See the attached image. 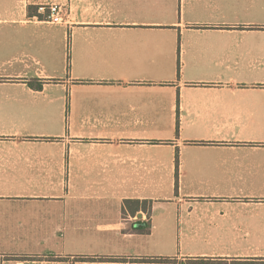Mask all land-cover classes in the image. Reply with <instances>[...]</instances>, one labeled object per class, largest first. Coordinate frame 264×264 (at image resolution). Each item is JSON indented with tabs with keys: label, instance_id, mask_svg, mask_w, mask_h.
Segmentation results:
<instances>
[{
	"label": "crops",
	"instance_id": "1",
	"mask_svg": "<svg viewBox=\"0 0 264 264\" xmlns=\"http://www.w3.org/2000/svg\"><path fill=\"white\" fill-rule=\"evenodd\" d=\"M42 1L0 0V264H264V0Z\"/></svg>",
	"mask_w": 264,
	"mask_h": 264
},
{
	"label": "rangeland",
	"instance_id": "2",
	"mask_svg": "<svg viewBox=\"0 0 264 264\" xmlns=\"http://www.w3.org/2000/svg\"><path fill=\"white\" fill-rule=\"evenodd\" d=\"M57 1V0H56ZM50 1H45V2H41L42 3H48ZM58 2H61L58 0ZM64 3V2H61ZM67 7V6H66ZM68 45V43H67ZM2 46H0V60L8 58V57H12L14 54H5V50H4V54H2ZM64 51H65V57L66 59H69V47H65L64 48V42H62L61 40V36L57 35V42H56V54H57V59H56V66H57V77H67V75L65 74L66 71L64 70V63L62 62V60H64ZM67 59V60H68ZM66 70L69 69V65L66 64ZM70 100V92L69 91H56L55 93V104L57 105H62L64 103H69ZM149 136L151 137H159L161 134H163V132L157 131V130H149L148 131ZM177 135V134H175ZM165 151V149H162Z\"/></svg>",
	"mask_w": 264,
	"mask_h": 264
},
{
	"label": "built area",
	"instance_id": "3",
	"mask_svg": "<svg viewBox=\"0 0 264 264\" xmlns=\"http://www.w3.org/2000/svg\"><path fill=\"white\" fill-rule=\"evenodd\" d=\"M66 5L58 1H50L48 3L39 4L37 7V14L35 18L46 19L48 22L54 24H63L66 19ZM42 16V17H40Z\"/></svg>",
	"mask_w": 264,
	"mask_h": 264
},
{
	"label": "trees",
	"instance_id": "4",
	"mask_svg": "<svg viewBox=\"0 0 264 264\" xmlns=\"http://www.w3.org/2000/svg\"><path fill=\"white\" fill-rule=\"evenodd\" d=\"M32 8L34 9V11H33L32 13H36V12H37V7L32 6L31 9H32ZM35 15H36V14H35ZM40 17H42V16H40ZM31 84H32V86H33L35 89H41V88H42V82H39L38 80L32 82ZM247 262H248V261H247ZM248 263H250V262H248Z\"/></svg>",
	"mask_w": 264,
	"mask_h": 264
}]
</instances>
